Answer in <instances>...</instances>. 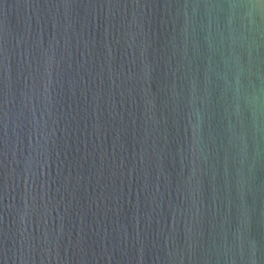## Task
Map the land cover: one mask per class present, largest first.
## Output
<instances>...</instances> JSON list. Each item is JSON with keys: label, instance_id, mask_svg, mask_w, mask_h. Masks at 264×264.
I'll return each mask as SVG.
<instances>
[{"label": "water", "instance_id": "obj_1", "mask_svg": "<svg viewBox=\"0 0 264 264\" xmlns=\"http://www.w3.org/2000/svg\"><path fill=\"white\" fill-rule=\"evenodd\" d=\"M0 264H264V0H0Z\"/></svg>", "mask_w": 264, "mask_h": 264}]
</instances>
